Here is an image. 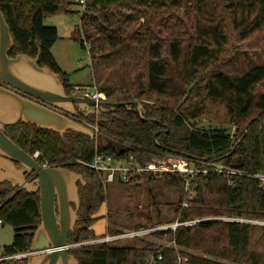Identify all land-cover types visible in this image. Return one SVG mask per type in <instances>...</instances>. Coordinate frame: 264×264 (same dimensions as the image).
<instances>
[{
  "label": "trees",
  "instance_id": "1",
  "mask_svg": "<svg viewBox=\"0 0 264 264\" xmlns=\"http://www.w3.org/2000/svg\"><path fill=\"white\" fill-rule=\"evenodd\" d=\"M72 3L0 0L13 39L9 55L39 54L38 65L57 74L66 94L74 92V86L51 54L57 29L45 26L43 19L80 13L70 9ZM71 38L82 48L88 45L93 86L107 102L136 101L142 116L157 122L146 123L132 110L118 107L77 116L97 124L101 133L93 139L73 130L60 135L22 122L4 129L23 151H38L39 163L82 175L84 183L77 184L80 205L68 243L98 237L92 226L105 200L102 176L81 162L101 153L131 158L142 166L172 154L220 162L245 175L233 176L230 184L223 174H197L189 197L179 175L165 174L164 184L179 194L171 223L196 222L151 234L185 249L162 248L156 264H222L217 259L264 264V225L249 222H264V183L253 177L264 176V0H85ZM198 118L226 127H195ZM164 125L168 131L158 134L154 143L153 134ZM0 199V222L13 229L11 244L0 249V255L29 251L40 223L38 192L29 194L2 182ZM106 232L119 233L111 228ZM133 242L145 240L135 237ZM149 246H122L116 240L70 247L68 253L78 264H146L155 252ZM26 262L24 258L0 264Z\"/></svg>",
  "mask_w": 264,
  "mask_h": 264
},
{
  "label": "water",
  "instance_id": "2",
  "mask_svg": "<svg viewBox=\"0 0 264 264\" xmlns=\"http://www.w3.org/2000/svg\"><path fill=\"white\" fill-rule=\"evenodd\" d=\"M12 45L13 39L0 11V82L18 91L0 87V183L8 182L29 194L38 192L40 223L33 232L29 250L42 253L27 258V264H78L68 253V235L76 223L80 205L77 184L84 183L82 175L63 167L42 166L19 148L4 129L22 122L60 135L73 130L93 139L92 130L66 114L87 117L108 113L118 107L132 110L146 123L157 121L144 118L136 101H96L82 92L66 94L57 74L38 65L39 54L36 57L17 54L9 58L7 53ZM167 131L168 127L164 125L163 130L153 134V142L156 143L158 134ZM29 175L33 179L27 181ZM71 204H74V209Z\"/></svg>",
  "mask_w": 264,
  "mask_h": 264
},
{
  "label": "rangeland",
  "instance_id": "3",
  "mask_svg": "<svg viewBox=\"0 0 264 264\" xmlns=\"http://www.w3.org/2000/svg\"><path fill=\"white\" fill-rule=\"evenodd\" d=\"M71 2H73L70 6L72 11L80 10V6L75 3V0H71ZM79 21V13H59L45 16L43 24L57 29L59 38L53 44L51 54L56 59L61 71L68 75V80L73 86H79L81 91H91L93 81L89 67L88 45L85 43L84 48H82L78 42L71 38L73 31L79 26ZM74 88L73 91H75ZM66 115L75 121L71 114L67 113ZM193 124L195 127H207L208 125L226 127L216 123L208 124L204 118H198L193 121ZM29 176L32 177V175ZM163 176L164 174L158 177L152 176L156 178L153 181H148V177L144 176L139 180L138 185L123 184L118 180L107 183L104 188L105 200L97 213L98 220L92 227L93 231L97 235H103L106 228L125 232L134 230L135 225H169L176 214L175 207L179 194L176 189L164 184ZM12 237V227L9 224H0V249L11 244ZM140 238H144L146 243H150L149 249L151 250H161L168 246L174 247L165 239L149 234ZM145 242L144 244H146ZM144 244L133 242V238H123L118 241V245L122 246H144ZM174 249L185 250L178 248V246H175ZM217 261L222 264H229L225 260L217 259Z\"/></svg>",
  "mask_w": 264,
  "mask_h": 264
},
{
  "label": "built area",
  "instance_id": "4",
  "mask_svg": "<svg viewBox=\"0 0 264 264\" xmlns=\"http://www.w3.org/2000/svg\"><path fill=\"white\" fill-rule=\"evenodd\" d=\"M75 3L80 6V16L82 12L84 11V5L85 0H75ZM75 92H82L92 99L98 101H106V97L104 94L99 93L94 86L92 87L91 91H81L82 89L80 87L74 88ZM73 116V117H72ZM73 119H75L76 122L83 125L86 128H89L92 130L94 134V138L99 135L100 129L98 128L97 124L95 122L89 121L87 119L79 118L77 116L71 115ZM234 130V127H232V131ZM39 152L35 151L32 154V157L34 159H38ZM167 157H161V158H154L151 161L145 163L144 165L140 166L137 165L131 158H113L110 155L101 154V153H95L92 160L90 162H81L84 164L87 168L91 169L98 175L102 176L103 178V186L105 188V185L109 182H113L114 180H118L120 183L128 184L132 183L135 180H140L144 176H155L158 177L161 174H174L179 175L181 178V181L184 184V190L188 194L189 197L193 195L192 193V187L191 183L192 180L195 178L197 174H207V173H216V174H223L226 175L229 178V183H232V177L235 175H245V173L241 170H237L234 168H231L230 166L224 165L220 162H213V163H207L204 161H192L189 160L186 157H181L177 155L167 154L165 155ZM41 164V163H40ZM42 166H46L45 164H41ZM254 178L259 179L262 183H264V176L259 173L253 174ZM2 200L0 199V206L2 205ZM186 206L185 203L182 204V207ZM106 214V213H105ZM219 220H226V221H248L238 218H217ZM210 220V219H205ZM196 221H186V222H178L175 220L174 222L170 223L167 226L163 225H157L154 227H148V228H138L130 231L125 232H119L118 234H108L105 232L103 235H99L96 239L83 241L79 243H73L70 244L69 247L74 246H80V245H86V244H93V243H102V242H112V241H120V239L123 238H135V237H143V235H151L154 232H160V231H166V230H172L174 231L178 226L181 225H189ZM258 223L261 225H264V222H256V221H249ZM1 224V222H0ZM174 248L175 244L172 243ZM42 251H27L23 253H15L13 255L5 256L0 255V262L4 261H11V260H22L24 258H29L31 256H34L36 254H40ZM162 259L161 250H156L148 259L146 264H156L158 261ZM178 260H180V257H178Z\"/></svg>",
  "mask_w": 264,
  "mask_h": 264
},
{
  "label": "flooded vegetation",
  "instance_id": "5",
  "mask_svg": "<svg viewBox=\"0 0 264 264\" xmlns=\"http://www.w3.org/2000/svg\"><path fill=\"white\" fill-rule=\"evenodd\" d=\"M7 55H8L9 58H14V57L16 56V55H15V56H10V55H9V51H8ZM0 87H3V88H5V89H10V90H12V91L18 93L17 90L11 88L10 86H8V85H6V84H3L2 82H0ZM14 165H15V167H16L17 169H20V166H19L17 163H14ZM30 177H31V176H28L27 179L32 180L33 177H31V178H30ZM40 254H41V253H40Z\"/></svg>",
  "mask_w": 264,
  "mask_h": 264
},
{
  "label": "crops",
  "instance_id": "6",
  "mask_svg": "<svg viewBox=\"0 0 264 264\" xmlns=\"http://www.w3.org/2000/svg\"><path fill=\"white\" fill-rule=\"evenodd\" d=\"M53 58H54V56H53ZM55 59V58H54ZM55 61H56V59H55ZM56 63H57V61H56ZM57 65H58V63H57ZM58 67H59V65H58ZM59 69H60V67H59ZM61 70V69H60ZM74 87H79V86H74ZM94 226V225H93ZM92 226V227H93ZM95 233V232H94ZM95 235H97L96 233H95ZM97 236H99V235H97Z\"/></svg>",
  "mask_w": 264,
  "mask_h": 264
}]
</instances>
